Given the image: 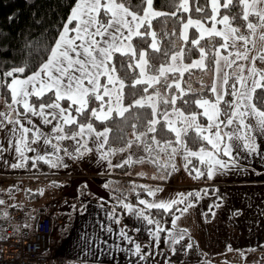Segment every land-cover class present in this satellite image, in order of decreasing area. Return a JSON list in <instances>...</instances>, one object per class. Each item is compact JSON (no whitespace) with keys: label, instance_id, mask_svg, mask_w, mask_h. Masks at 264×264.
<instances>
[{"label":"snow or ice","instance_id":"obj_1","mask_svg":"<svg viewBox=\"0 0 264 264\" xmlns=\"http://www.w3.org/2000/svg\"><path fill=\"white\" fill-rule=\"evenodd\" d=\"M170 6L172 10L164 11L155 0H75L47 48L46 59L28 75H24L30 68L28 61L2 74L0 88L7 89L11 102L7 104L10 112H0V129L13 125L14 140L9 145L14 143L19 157L11 168H26L29 160L32 168L39 161L50 168H67L60 153L73 161L82 159L93 151L91 141L99 159L109 168L147 163L160 173L154 179L166 180L179 170L176 159L180 157L183 169L193 180H213L218 172L235 167L237 158L233 153L241 146L249 154L264 151L254 135H264V67L257 64L259 61L264 65V0H204L203 4L200 0H170ZM185 13L188 15H182ZM161 17L166 18L165 25L172 20L171 31L161 34L155 30L153 22ZM164 37L169 38V46L162 48ZM137 40L146 47L134 42ZM149 49L163 62L154 64L156 57ZM119 57L127 59L126 66ZM196 71L212 73L210 87L202 77L198 78L199 89L192 86L191 77ZM126 89L134 90L131 95L135 98L130 103L125 102L129 95ZM206 91L211 95H205ZM32 117L45 126L51 125L50 132H43ZM116 118L132 129L127 140L124 135L119 137L124 141L120 148L109 146L111 127L97 130L94 126V122L104 125ZM64 141H73L74 149L70 151ZM189 142H200L201 146L193 149ZM40 143L50 146L53 152L41 155L31 147ZM133 149L142 150L144 155L136 156ZM27 152L37 155L28 157ZM117 152L129 155L113 164L111 157ZM52 186L59 187L55 182ZM136 187L143 188L150 197L162 191L144 185L134 186L132 191ZM202 191L207 194L208 190ZM38 194L43 195V190ZM122 196L116 198L117 206L148 225L155 224L149 236L157 246L160 233L166 229L150 218L151 210L171 215L175 228L180 216L174 210L187 213L202 198L200 191L179 193L166 201H148L137 194V204L143 206L138 208ZM4 203L0 200V205ZM203 215L207 217L208 213ZM108 219L120 224L115 206ZM180 231L177 238L167 230L173 244L185 239L187 230ZM119 236L133 242L124 228ZM3 239L6 237H0ZM186 247L190 249L191 242ZM130 251L141 261L150 255L139 243ZM228 251H232L230 246Z\"/></svg>","mask_w":264,"mask_h":264},{"label":"crops","instance_id":"obj_2","mask_svg":"<svg viewBox=\"0 0 264 264\" xmlns=\"http://www.w3.org/2000/svg\"><path fill=\"white\" fill-rule=\"evenodd\" d=\"M7 104L4 98L0 97V112H10ZM18 111L23 112V109L18 108ZM32 120L43 132H50L51 125H43L37 117H32ZM25 126L30 127L27 124ZM12 127V124H6L3 129H0V148L3 149L0 152V192L3 200L15 205L19 198L16 195L11 198V193L7 195L3 191H9L6 188L16 185L15 182L19 184V188L26 184L29 185L27 181L29 177L26 175L33 171L36 172L37 166L32 168L31 160H29L26 168L13 169L10 167L19 159L14 143L11 147L9 145V141L14 140ZM254 135L258 147L264 149V135L258 132ZM62 143L70 146V151L74 149L73 141ZM31 147L37 148L41 155L53 152L50 146L42 143L33 144ZM89 147L93 148V151L75 161L64 156L63 152L60 153L64 162L69 165L67 167L69 170L65 171L63 169L66 168H61L62 170L59 171L61 173L58 175V177L67 179L61 180L67 186L63 190V196L66 199L72 196L74 198L77 195V187L88 181L91 183L88 186L91 193L90 199L84 203L83 207L72 209L66 219L61 221V225L54 229L50 238L52 252H45V256L50 254L54 262L62 259V264H173L168 261L173 244L168 236L161 251L158 250L156 241L149 236V229L154 231L155 224L148 225L146 221L135 218L126 210L123 213L115 210L120 218V224L108 219V214L112 212V204L115 201L101 189L100 185L103 182L102 175L109 171V167L106 161L99 159L91 141H89ZM133 151L136 156L144 155L142 150L133 149ZM125 153L126 156L129 155L128 152ZM26 155L34 157L37 153L27 152ZM233 155L237 158L235 167L218 172L213 180L206 179L205 183L193 180L188 175L183 169V161L180 157L176 159L179 170L164 180L161 185L158 179L153 178L156 173L155 168H151L148 164L137 165V171L143 173L142 180H146L150 186H154L155 183L161 186L162 191L156 194L160 200L175 198L179 193L201 192L202 198L196 207L184 213L187 225H192V228L184 226L180 219L174 228L177 235L182 234L180 230H187L184 235L188 243V236L194 235L196 243L193 251L186 248L184 252L186 258L189 256L191 259L195 258L193 263L188 264H207L208 257L218 259L220 264H264V247H262L264 246V151L249 154L241 146L240 151H234ZM78 169L88 176H79L74 172ZM204 186L211 188H207V194L202 191L206 189ZM192 199L195 200L194 197ZM70 201L74 202V199ZM214 204H219L220 207H211ZM2 207H5L4 204ZM210 207L211 211H209ZM212 212H215L214 217ZM203 213H208V216L205 217ZM176 215L181 216V213L178 212ZM109 227L112 229L111 232L107 231ZM121 228L127 231L133 242L119 236ZM134 228L141 230L136 232L132 230ZM104 241L107 243H103ZM136 243L141 245L142 251L150 253L146 260L141 261L130 251L134 249ZM229 246L232 251H228ZM253 248L256 251H251Z\"/></svg>","mask_w":264,"mask_h":264},{"label":"trees","instance_id":"obj_3","mask_svg":"<svg viewBox=\"0 0 264 264\" xmlns=\"http://www.w3.org/2000/svg\"><path fill=\"white\" fill-rule=\"evenodd\" d=\"M75 3V0H0V79H3V73L7 70H10L13 67L24 66V62L28 61L30 68L24 75L30 74L31 70H34L36 67L42 63L47 55L48 46L54 41V38L57 35L58 28L62 24L63 20L67 19V15L70 11V7ZM133 3H138V0H133ZM200 3L203 4L204 0H200ZM155 4L158 8H162L164 11H170V0H155ZM194 15H198L193 13ZM187 16L188 14H182ZM166 18L161 17L158 20L154 21L155 30L158 33L163 31H171L173 28V22L171 19L167 20V25H165L164 21ZM177 29L179 27L178 23L176 25ZM192 32V30H191ZM174 39V37L172 38ZM137 44H140L141 47H146V45L141 44L139 40L134 41ZM162 48L169 46V38L164 37L161 41ZM151 53V50H148ZM153 57V63L159 65L163 62V58L159 56L157 53H151ZM198 55V54H197ZM120 60L124 61L125 66L127 64V59L124 57H119ZM119 67V64H117ZM124 75L123 72L120 73ZM20 75V74H17ZM131 75V73H129ZM212 73H202L196 71L194 75L191 77L192 86L196 89L201 87L198 82V78L202 77L204 82L210 87ZM23 77V76H21ZM185 79H188L187 74ZM11 78H7V82H9ZM129 93L128 99L125 101L126 103H130L133 97L131 93L134 91L132 89H126ZM205 95L210 96V92H205ZM0 97L4 98L6 103H9L11 98L10 94L6 88H0ZM230 98V97H229ZM35 100V98H32ZM199 111V110H197ZM94 126L97 130H102L103 127L109 126L113 129L110 133V141L109 146L113 148L123 147L124 141L119 139L121 135H124L125 140L130 138L132 129L123 124V122L116 118L114 121H108L106 124L102 125L99 122H94ZM120 128H123V132L120 131ZM194 135V133L192 134ZM190 147L193 149H198L201 146L200 142L195 144L189 142ZM127 158L126 153L117 152L114 156L111 157L113 164L122 162L123 159ZM193 163L198 164V161H193ZM147 164V163H146ZM137 165L135 164L131 167L124 168H109V171L102 175L103 182L100 187L102 190L107 192L112 199H114V203L112 207L115 206V210L123 213L125 211L123 208L117 206V197L123 198V195L128 197V202L133 203L136 207L142 208L143 206L137 204V194H139L140 199L147 198V193L143 188L136 187L135 191H132L134 186L144 185L148 188H157L161 184L164 183V180L158 179L160 185L150 186V184L146 183V180H142V176L139 175L137 171ZM150 165L151 168H155L153 165ZM37 170L44 172H54L55 174H59L61 168H50L48 164L39 161L37 162ZM156 173L155 177L159 176L160 173L155 168ZM81 177H86L85 173L80 169L74 170ZM74 174V173H73ZM72 178V177H70ZM90 178V177H88ZM198 181L204 182L206 178H201ZM108 184V187H105V184ZM58 185V183H55ZM87 187H84V185ZM158 184V183H157ZM78 191L76 195V199L74 202L70 200H66V197L60 195L63 203L66 201L71 204L72 209H76L77 207H83L84 203L90 199V191L88 190L87 182H83L78 186ZM206 189H211L208 186H204ZM1 193V192H0ZM58 199V201L60 200ZM4 198L0 199L3 200ZM4 208L1 205L2 213L7 212L9 209H19L22 210L26 219L31 222L34 215L33 210L26 209L18 206L17 204H11L6 200H3ZM106 204L105 202H102ZM107 205V204H106ZM75 206V207H73ZM184 205H178L177 207L182 208ZM80 207V208H81ZM1 210V211H2ZM175 215L178 211H175ZM146 214H148L146 212ZM53 219L58 218L57 216H52ZM150 218L154 220H158L162 227L166 229L165 232L160 233V243L158 245V250H162L164 248L165 239L168 236L167 230H172L174 232L173 225L171 223V215L164 213L162 210L152 209L150 213ZM59 219V218H58ZM176 237L177 233L175 234ZM188 243V239L185 237L184 240H181L179 244H172V250L170 255L168 256V261L173 264H180L183 261L184 252L186 249V245ZM175 249V251H174Z\"/></svg>","mask_w":264,"mask_h":264},{"label":"built area","instance_id":"obj_4","mask_svg":"<svg viewBox=\"0 0 264 264\" xmlns=\"http://www.w3.org/2000/svg\"><path fill=\"white\" fill-rule=\"evenodd\" d=\"M60 225L58 218L44 213H36L28 222L22 210L9 209L5 215L0 208V237H6L0 240V264H62V259L54 262L50 254L45 256L52 252L50 238Z\"/></svg>","mask_w":264,"mask_h":264},{"label":"rangeland","instance_id":"obj_5","mask_svg":"<svg viewBox=\"0 0 264 264\" xmlns=\"http://www.w3.org/2000/svg\"><path fill=\"white\" fill-rule=\"evenodd\" d=\"M194 31V29H190V32ZM259 47V45H258ZM254 54V53H253ZM258 66L260 67H264V65H260L259 61H257ZM200 120L202 123L207 124V121L203 118L200 117ZM62 170V169H61ZM65 171L69 170L68 168L63 169ZM28 171V170H27ZM35 171H33L31 174L26 175V177H29V179L27 181H29V185L26 184V186L24 187H20L19 188V184L17 182H15L16 185L14 186H10L7 187L6 189H8L9 191L4 192L5 194H10L11 193V198H14L15 195L19 198L17 202H15L18 206L26 208V209H31L33 210L34 214L35 213H44L48 216H50L51 218L52 215H55L59 218L60 221L65 220L66 216L69 215L71 213L72 207L71 204L68 202H64L62 201V198H60V195H63L64 191L67 186L65 182H61L67 180L66 177H58V175L61 172H57L59 174H55L54 172H44V171H40L37 170L35 173ZM64 173V171H63ZM53 182L58 183L59 187H54ZM1 183V181H0ZM88 186L91 185V183L88 181L87 182ZM1 185V184H0ZM157 186V183L154 184V187ZM161 186H159L160 188ZM77 187V191H78ZM43 190L44 194L43 195H39V190ZM154 189V188H153ZM1 190V189H0ZM19 192V194H18ZM159 193V192H158ZM7 194V195H8ZM60 198V200L58 201V199ZM72 199H76V196L73 198V196L71 198H68L66 200H70ZM145 200L148 201H159L160 199L157 198V196L155 197H150L147 196V198H145ZM180 221L182 222V224L184 226H188V228H192V225H187V218L185 217L184 214H181L180 216ZM191 237V240L189 242H191L192 247L189 249L190 251H193L194 249V245H195V241H194V235H189L188 238ZM196 237V236H195ZM187 248V247H186ZM196 254V251H195ZM195 260V258L191 259L190 256L189 258H186L185 256L183 257V261L184 264H188V263H193ZM202 260V258L200 257V261ZM207 264H220L218 259H211L208 257V263Z\"/></svg>","mask_w":264,"mask_h":264}]
</instances>
